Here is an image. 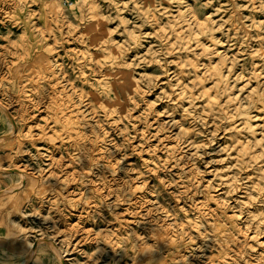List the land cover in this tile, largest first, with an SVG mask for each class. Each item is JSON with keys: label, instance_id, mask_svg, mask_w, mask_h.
Wrapping results in <instances>:
<instances>
[{"label": "rangeland", "instance_id": "obj_1", "mask_svg": "<svg viewBox=\"0 0 264 264\" xmlns=\"http://www.w3.org/2000/svg\"><path fill=\"white\" fill-rule=\"evenodd\" d=\"M55 1L0 0V262L264 264V0ZM104 84L126 116L95 106ZM54 93L104 133L91 157L89 133L48 139ZM205 218L233 235L226 256L198 236ZM155 223L172 242L145 235Z\"/></svg>", "mask_w": 264, "mask_h": 264}, {"label": "bare ground", "instance_id": "obj_2", "mask_svg": "<svg viewBox=\"0 0 264 264\" xmlns=\"http://www.w3.org/2000/svg\"><path fill=\"white\" fill-rule=\"evenodd\" d=\"M74 1L70 2L68 4V6H71V5H74L73 4ZM81 2H85V0H81ZM44 4L50 9V10H53V11H57V4H56V1L55 0H45ZM94 23H97L96 21ZM205 31V26L203 27H200L198 33H202ZM46 62V61H45ZM48 63V62H47ZM13 66V65H12ZM46 66V65H44ZM48 66H50L48 64ZM45 67V68H48ZM11 69V68H10ZM49 69V68H48ZM38 76V75H37ZM10 79V78H9ZM58 80V83H61V88L62 89H65L68 84L66 82V79H60V78H57ZM70 86V85H69ZM102 90L104 92V100L101 99V97H99L98 95L96 94H92V100L95 104L96 107L100 108V109H106L107 113H115L118 115L117 118H121L122 116H126V111H125V106L124 104L120 103V101L116 98L117 96V93L115 92V88L113 85L111 84H104L103 87H102ZM113 95V96H111ZM182 93L180 92L179 93V96H181ZM52 99H53V102L51 104V114H50V118H51V121L53 123H58L60 126H59V132L60 134H55L53 133L48 135V139L49 140H53V138H56L57 136H60L61 134H64L66 136V138H81L83 137L84 135H86V133H89L92 135L90 141L85 145H83V149H85V156L84 157H91V152L96 150L93 148L95 147L94 145L96 144L97 145V148H98V143L103 140V137H104V133L102 132V130L98 127H91V126H86V123L83 121L84 118H85V111L84 110H81V106H79V104L81 103V101H79V99H75L73 100V97H75V95L73 94H65V95H62V96H59L57 95L56 93L52 94ZM76 98V97H75ZM72 100V101H71ZM4 107V106H3ZM3 107L1 109H3ZM108 108V109H107ZM4 111V109H3ZM7 111V110H6ZM5 111V114L6 116H8L11 120H13V116H11L10 114H8V112ZM15 119V118H14ZM12 122V121H11ZM12 126V125H11ZM30 127V125H28V128ZM64 136V137H65ZM150 136H153L155 137L156 135L155 134H151ZM53 137V138H52ZM86 137V136H85ZM166 136L164 135H157L155 137V141L157 144H155L154 146L156 147H160L161 149H165V151H168L169 153H173L175 151V148H174V145H171L170 143H166V142H163V139L165 138ZM4 136H1L0 137V140L3 139ZM73 141V140H72ZM75 141V140H74ZM153 146V147H154ZM148 148H152V145H148L147 148L145 150H147ZM99 150V148H98ZM96 152V151H95ZM165 159V158H164ZM91 160V159H90ZM176 158L173 160V165H176L178 164L176 162ZM89 161V160H88ZM93 161V160H91ZM96 161V160H95ZM170 166V164H169ZM2 167V166H1ZM172 167V166H171ZM0 169H3V168H0ZM15 169V168H14ZM5 170V169H3ZM18 172V175L20 176V178H22L24 176L23 172L21 170L16 169ZM182 172L185 173L187 172V175L189 176H192L193 175V172H192V169L189 168V169H182ZM188 177V176H187ZM129 181H131V177L128 178ZM171 181H174V179H171ZM198 183V182H197ZM21 184V181L19 180V182L17 183L16 186L20 185ZM130 185L127 186L125 188V191L124 192H128L127 194H130L132 193L134 190L137 189V187H139V185H137L135 183V185L132 183H129ZM28 188L31 186L30 182L26 183V188ZM51 186V185H50ZM54 187V186H53ZM52 188V186H51ZM201 192H202V197H201V200L199 202V205H205L207 204V202L209 201H212V200H215L213 195H211V191H210V186L209 185H203L201 186ZM54 189V188H53ZM99 190V189H97ZM96 190V191H97ZM93 191V190H92ZM81 193L82 191H80L79 195L81 196ZM61 194V193H60ZM95 194V193H94ZM99 195V194H98ZM62 196V195H61ZM63 197V196H62ZM77 197V196H76ZM120 197H123L120 193H117L116 194V197H114V203L112 205L111 204H104V206H107V207H110V206H115L117 205V203L122 199ZM81 198V197H80ZM123 200V199H122ZM76 201V200H75ZM78 201V199H77ZM80 201V200H79ZM135 209V208H134ZM154 209L155 211L157 210L156 207L152 208ZM132 213H135V211H133V209L131 210ZM130 211V212H131ZM118 212H113V214H117ZM148 213V212H147ZM120 214V213H119ZM117 214V215H119ZM167 216V215H165ZM119 220V219H118ZM153 219H150L149 218H146L145 219V223L148 222H154L152 221ZM158 220V218H157ZM164 220V219H163ZM156 221V220H155ZM158 222V221H157ZM150 224V223H149ZM205 224H206V227L208 229V231L210 232V234L208 233H198V236L203 240V241H207L208 243H210L211 245H218L220 246L221 248V256H226L228 254V245H229V242L232 240V236L231 234H229L228 232H226V229L220 224L218 223L216 220L214 221H209V219L205 218ZM168 226L170 227V225H167L166 223L164 224H159V223H155V225H152V228H149L150 231H148V233H146L145 235H149V236H155L156 237V240H158V242H161L162 240L165 239L166 241V238L168 239L167 243H170L172 242L173 240H171L168 236V232H167V229H168ZM154 230H151L153 229ZM163 230V231H162ZM131 234V233H130ZM70 235V234H69ZM127 235V234H126ZM164 236V238L162 237ZM148 237V236H147ZM130 237H128L129 239ZM136 238V237H134ZM137 239V238H136ZM150 239V238H149ZM161 240V241H160ZM37 247H44L43 249L46 251V254L49 256V257H55L59 262L61 261V258L65 255H63V252L64 251H67L66 250H60L58 247L55 246L54 244V241L52 238H49L47 239V241L40 243L42 242V238H38L37 240ZM164 241V245H166L167 243H165ZM163 242V241H162ZM258 242V241H257ZM145 243V242H143ZM136 244V243H135ZM134 244V245H135ZM148 244V243H147ZM23 245V244H22ZM138 245V244H137ZM142 245V243H141ZM145 245V244H144ZM172 245V244H171ZM26 246V253H27V256H26V259H29L33 252L36 250L35 249H29V244L27 243ZM140 246V245H138ZM154 246V244H153ZM23 247V246H22ZM24 248V247H23ZM145 248L147 247H144V246H141L140 249L141 250H145ZM41 249V248H40ZM125 249V248H124ZM133 249V248H132ZM157 249V248H156ZM163 249V248H162ZM136 250V248H135ZM158 250V249H157ZM124 251V250H123ZM172 252V251H171ZM170 253V251H169ZM171 254V253H170ZM126 255V254H125ZM130 255V254H129ZM192 254L190 255H187V254H181V255H178L175 259V261H177L175 264H181L184 260V256L185 257H189L191 256ZM132 256H134L132 254ZM127 257H128V254H127ZM131 257V256H130ZM145 259V258H144ZM164 259V258H163ZM144 261V260H143ZM160 261H163V260H160ZM171 261H173L171 259ZM159 262V261H158ZM165 262V261H164ZM133 263V262H132ZM0 264H6V263H3V262H0ZM61 264V262H60ZM190 264V263H189ZM192 264V263H191ZM205 264V263H204Z\"/></svg>", "mask_w": 264, "mask_h": 264}, {"label": "built area", "instance_id": "obj_3", "mask_svg": "<svg viewBox=\"0 0 264 264\" xmlns=\"http://www.w3.org/2000/svg\"><path fill=\"white\" fill-rule=\"evenodd\" d=\"M66 2V4L68 5L72 0H63Z\"/></svg>", "mask_w": 264, "mask_h": 264}]
</instances>
